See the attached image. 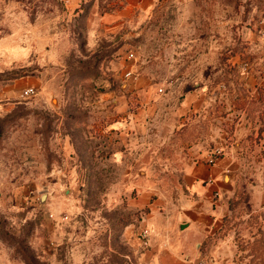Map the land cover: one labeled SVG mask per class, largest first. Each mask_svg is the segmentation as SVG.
Instances as JSON below:
<instances>
[{
    "label": "rangeland",
    "instance_id": "obj_1",
    "mask_svg": "<svg viewBox=\"0 0 264 264\" xmlns=\"http://www.w3.org/2000/svg\"><path fill=\"white\" fill-rule=\"evenodd\" d=\"M260 127L264 0H0V264L183 261L214 151L232 194L196 250L264 264Z\"/></svg>",
    "mask_w": 264,
    "mask_h": 264
},
{
    "label": "crops",
    "instance_id": "obj_2",
    "mask_svg": "<svg viewBox=\"0 0 264 264\" xmlns=\"http://www.w3.org/2000/svg\"><path fill=\"white\" fill-rule=\"evenodd\" d=\"M248 134L246 129H239L236 136L241 140L244 136ZM259 142V143H258ZM258 142L255 143L253 153L258 154L259 150L264 147V132L260 133V138ZM219 158L216 160V162ZM216 162L213 166L208 165V169H202L201 167L196 168L193 171L192 178L188 179V185L190 190V196L181 201V211L177 218V229L179 231L192 227L195 231L194 237L187 244L188 239L180 240V244L185 249V259L183 261H174V264H196V260L199 258H204L206 253L208 254L207 247L205 249V254L199 250L198 245L203 244L206 238L214 233L221 227L223 217L228 213L227 201L232 194V176H230L228 184L223 183L222 172L219 167H217ZM258 165L260 170L261 180L264 179V155L261 156V160L254 162ZM228 172V171H227ZM196 179H201L202 182L197 183ZM260 179V177H259ZM203 181H207L203 183ZM225 188V189H224ZM218 192V197H214V193ZM250 202L253 208L262 209L264 211V182L260 184L256 182V186L249 191ZM184 225V227L182 226ZM183 227V228H182ZM176 229V230H177ZM175 228H171L167 225L165 231L174 232ZM212 252V249L209 251ZM213 260L215 264H218L215 257L207 258Z\"/></svg>",
    "mask_w": 264,
    "mask_h": 264
},
{
    "label": "built area",
    "instance_id": "obj_3",
    "mask_svg": "<svg viewBox=\"0 0 264 264\" xmlns=\"http://www.w3.org/2000/svg\"><path fill=\"white\" fill-rule=\"evenodd\" d=\"M67 1H69V0H67ZM132 57H133V54L130 53L129 58H132ZM35 92L36 91H35L34 87H26L22 90L21 96L24 98L30 97V96L34 95ZM218 154H219V151L212 152L207 163L210 165L214 164L216 162V160L218 159ZM215 195H217V193H215ZM139 237H140V242L142 243L143 246L149 245L150 231L148 229H146V228L141 229V231L139 232ZM196 264H213V260L205 259V258H199L196 260Z\"/></svg>",
    "mask_w": 264,
    "mask_h": 264
},
{
    "label": "trees",
    "instance_id": "obj_4",
    "mask_svg": "<svg viewBox=\"0 0 264 264\" xmlns=\"http://www.w3.org/2000/svg\"><path fill=\"white\" fill-rule=\"evenodd\" d=\"M263 131V127H260V129L258 130V134L261 133ZM247 139H249V136L246 137ZM257 139H259V137H256ZM221 156V153L219 152L218 154V158ZM202 246V244L200 245Z\"/></svg>",
    "mask_w": 264,
    "mask_h": 264
},
{
    "label": "water",
    "instance_id": "obj_5",
    "mask_svg": "<svg viewBox=\"0 0 264 264\" xmlns=\"http://www.w3.org/2000/svg\"><path fill=\"white\" fill-rule=\"evenodd\" d=\"M182 226L184 227V225H182ZM183 227H182V228H183Z\"/></svg>",
    "mask_w": 264,
    "mask_h": 264
}]
</instances>
